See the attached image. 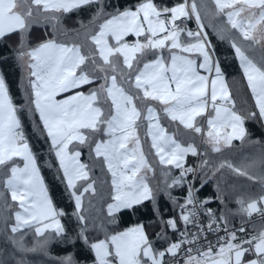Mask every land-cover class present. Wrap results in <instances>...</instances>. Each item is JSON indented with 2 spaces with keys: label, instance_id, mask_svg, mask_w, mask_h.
Segmentation results:
<instances>
[{
  "label": "snow or ice",
  "instance_id": "obj_1",
  "mask_svg": "<svg viewBox=\"0 0 264 264\" xmlns=\"http://www.w3.org/2000/svg\"><path fill=\"white\" fill-rule=\"evenodd\" d=\"M205 18L251 105L237 108ZM0 42L23 101L0 71V264H81L77 248L84 264H264V133L247 126L264 129V0H0ZM25 115L42 125L71 213L54 202ZM125 212L137 221L121 228Z\"/></svg>",
  "mask_w": 264,
  "mask_h": 264
},
{
  "label": "trees",
  "instance_id": "obj_2",
  "mask_svg": "<svg viewBox=\"0 0 264 264\" xmlns=\"http://www.w3.org/2000/svg\"><path fill=\"white\" fill-rule=\"evenodd\" d=\"M110 2L116 6L120 7H129L133 6L134 4L138 3L139 0H110ZM157 2H160V0H157ZM168 3H175L176 0H167ZM111 10V9H109ZM85 17L87 14H84ZM74 21H69V26H72ZM205 24L206 21H205ZM50 31V29H49ZM207 31L209 33V36L212 40V43L217 46V54L221 57L222 62L224 63L226 67V79L227 82L233 92L234 98L237 103V108H241L244 106L245 101H247L248 105H251L253 103L251 95H250V89L247 88L246 81L244 80L242 76V72L239 69V63L237 60L234 59V52L230 48V44L227 41L221 42L215 33L213 32L212 28L208 26ZM44 35V31L42 28L37 27L34 29L32 38L33 40H38V38L42 37ZM0 56H11V52L9 49H6L2 42H0ZM226 58V59H225ZM0 71H3L6 75V78L9 81L11 92L16 99L17 103H22V90H21V79H22V72L21 69L16 65L15 61L12 59H9L7 63L0 62ZM25 126H26V132L29 135V139L34 147V150L40 155L41 157V164L42 167V174L46 178V182L49 185L50 193L53 196L54 202L58 205V207L64 208L66 211L71 213L73 210V205L68 199L67 193L65 191L64 184L60 182L56 178V168L55 167H48V165L45 163L48 157V142L43 138L39 131V127L33 126V121L25 115L23 117ZM38 124V119L36 121ZM251 132H253L257 137L260 136L261 133H264V129L260 128V126L255 122H248L247 125ZM173 128L175 125L172 126ZM143 132V129L141 130ZM181 131H183L181 126ZM238 143V142H237ZM147 144L145 145V149L147 150ZM151 158V157H150ZM85 161L88 159L87 150H85V154L82 157ZM55 164V161H53ZM96 176H99L101 178H106V170L104 172H101L99 166L97 167L95 173ZM258 187V186H256ZM101 189L103 192L106 193L107 186L101 185ZM260 192V187L258 188ZM214 186L210 185L203 193V196H210L214 192ZM259 192H255L259 194ZM10 199V198H9ZM161 206L165 209V213H167L168 208L170 207L169 202L167 201V198H163L161 200ZM213 207H218V204H214ZM150 208V203H149ZM102 212H106V204L103 205ZM140 216L144 222H148L151 219H154V217L149 212L148 208H142L141 213L137 214ZM240 218L239 216L235 217L233 220V223L236 219ZM121 219V228L131 226L133 223L137 221V216H133L129 213H122L120 214ZM69 251L79 252L78 259L81 261V264H84L85 258L87 256L86 250L77 248V249H69ZM66 252L63 250L62 246H55L52 251V255L56 256H63ZM28 259L32 262V264H45L46 257H42L39 254H34L28 257Z\"/></svg>",
  "mask_w": 264,
  "mask_h": 264
},
{
  "label": "rangeland",
  "instance_id": "obj_3",
  "mask_svg": "<svg viewBox=\"0 0 264 264\" xmlns=\"http://www.w3.org/2000/svg\"><path fill=\"white\" fill-rule=\"evenodd\" d=\"M205 21H206V23L207 24H209V21H208V19L207 18H205ZM204 21V22H205ZM209 26H210V24H209ZM211 27V26H210ZM212 28V27H211ZM239 63V62H238ZM247 153H245V155H246ZM225 156H227L228 158H230V159H232L235 163H237V164H239L240 162H241V160H242V157H240L239 155H237L236 153H230V152H225V154H224ZM216 159H217V161L220 159L219 157H216ZM237 183L238 184H243L245 187H248L249 185H250V183L251 182H247V181H245L243 178H240L238 181H237ZM213 186H214V189H215V185L213 184ZM259 186L258 187H254L253 189H252V191H254V192H259ZM261 190V189H260ZM231 207L233 208V209H235V205L233 204V205H231Z\"/></svg>",
  "mask_w": 264,
  "mask_h": 264
},
{
  "label": "built area",
  "instance_id": "obj_4",
  "mask_svg": "<svg viewBox=\"0 0 264 264\" xmlns=\"http://www.w3.org/2000/svg\"><path fill=\"white\" fill-rule=\"evenodd\" d=\"M190 27H191L192 29H194V30L196 29V23H195L194 20L191 22ZM258 219H259L258 215H254L253 220H254V221H258ZM240 222H241V221H240V218H238V219H236V220L234 221V224H235L237 227H239ZM248 227H249V231H251V226H248Z\"/></svg>",
  "mask_w": 264,
  "mask_h": 264
}]
</instances>
